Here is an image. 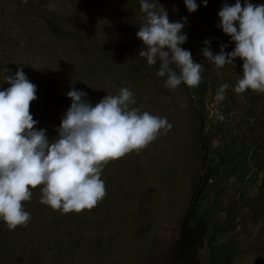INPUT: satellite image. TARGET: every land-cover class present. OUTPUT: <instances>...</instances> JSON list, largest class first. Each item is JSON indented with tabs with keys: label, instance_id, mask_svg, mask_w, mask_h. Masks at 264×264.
Segmentation results:
<instances>
[{
	"label": "rangeland",
	"instance_id": "1",
	"mask_svg": "<svg viewBox=\"0 0 264 264\" xmlns=\"http://www.w3.org/2000/svg\"><path fill=\"white\" fill-rule=\"evenodd\" d=\"M151 2L170 22L186 17L182 31L214 41L228 35L217 27L218 12L236 0H196L191 13L185 0ZM143 16L140 0H0V90L23 67L37 86L35 127L52 142L72 88L95 105L127 87L131 107L172 126L104 166L106 195L91 209L54 210L40 203L42 186L32 189L27 226L5 236L19 253L11 264H26L21 250L34 264H264V97L234 91L241 58L218 69L203 47L192 53L213 75L203 99L182 84L167 88L156 75L159 62L148 66L139 57Z\"/></svg>",
	"mask_w": 264,
	"mask_h": 264
},
{
	"label": "clouds",
	"instance_id": "2",
	"mask_svg": "<svg viewBox=\"0 0 264 264\" xmlns=\"http://www.w3.org/2000/svg\"><path fill=\"white\" fill-rule=\"evenodd\" d=\"M207 6L208 0H202ZM188 11L195 12L196 0H185ZM144 14L137 37L143 41L139 57L148 66H155L158 77H166L165 86L175 90L181 83L197 87L201 82L203 63L193 60L190 50L181 47L187 34L182 31L187 21L170 22L163 8L158 10L151 0H140ZM217 27L231 37L235 48L213 54L210 40L202 49L209 64L222 68L243 60V75L234 91L251 89L264 93V4L251 0L225 2L218 12ZM238 22V27H237ZM6 82L10 87L0 90V219L9 230L27 226L31 216L24 202L32 198V189L41 187L40 203L54 210L80 211L91 209L106 195L101 179L104 166L132 150H141L161 134L171 129L166 118L141 112L133 93L122 87L118 95L108 94L93 105L88 93L72 88L67 95L71 105L57 129L58 139L52 142L46 129H37L38 121L30 112L37 98V86L25 74L23 67ZM227 83L216 90V100L226 98Z\"/></svg>",
	"mask_w": 264,
	"mask_h": 264
},
{
	"label": "trees",
	"instance_id": "3",
	"mask_svg": "<svg viewBox=\"0 0 264 264\" xmlns=\"http://www.w3.org/2000/svg\"><path fill=\"white\" fill-rule=\"evenodd\" d=\"M183 32L187 34V40L183 45H181L182 48L186 50H190L191 53H193L197 51L200 47L207 46L203 43L205 39H208V37H206L204 33H201L195 30L194 28H191L187 31L184 30ZM210 42H211L210 48L213 51H220L221 44L227 45L225 49V51L227 52H230L235 48V42L231 40V37L229 35H225L218 40H214V41L210 40ZM201 77H202L201 82L197 87H189L186 84L181 83L183 86L191 90V93L196 97V100H198L197 102H200L203 99L206 90L212 85L213 75L210 71L208 72L204 71L201 73ZM246 91L251 93L250 95L254 96L256 100L259 99L260 97H264V93H257L252 91L251 89ZM7 230H9L7 224L0 219V264H11V261L14 259V257L17 254H19V253L16 254V252H14L11 243L8 244L5 239V236H10ZM11 247L12 250H10ZM20 256H23V258L26 260V264H34V261L32 262L33 260V258H31L32 256H29V254L24 250H21Z\"/></svg>",
	"mask_w": 264,
	"mask_h": 264
}]
</instances>
